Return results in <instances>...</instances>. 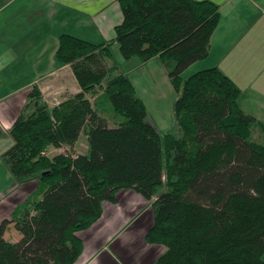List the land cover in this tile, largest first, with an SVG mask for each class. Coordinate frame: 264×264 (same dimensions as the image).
Wrapping results in <instances>:
<instances>
[{
    "label": "trees",
    "instance_id": "obj_1",
    "mask_svg": "<svg viewBox=\"0 0 264 264\" xmlns=\"http://www.w3.org/2000/svg\"><path fill=\"white\" fill-rule=\"evenodd\" d=\"M118 1L114 37L60 35L58 63L72 66L81 91L50 105L34 85L10 128L14 143L2 158L18 182L37 181L40 195L17 220L20 241L4 237L8 221L0 227V264H75L85 248L79 233L130 190L153 211L146 242L166 247L153 264H264V143L254 138L264 122L241 106V87L219 66L183 77L208 57L220 5ZM156 57L179 94L164 131L125 67ZM103 97L122 120L110 123L98 108ZM82 135L85 153H50Z\"/></svg>",
    "mask_w": 264,
    "mask_h": 264
},
{
    "label": "crops",
    "instance_id": "obj_2",
    "mask_svg": "<svg viewBox=\"0 0 264 264\" xmlns=\"http://www.w3.org/2000/svg\"><path fill=\"white\" fill-rule=\"evenodd\" d=\"M213 1L221 7V20L211 37L208 57L192 65L198 71L213 66L222 68L241 87V106L263 122L264 0ZM122 20L118 0H0V122L6 132L0 138V227L4 221H8L4 233L8 241L18 242L23 237L16 226L17 220L22 218L37 188V181L34 185L35 181L18 182L2 158V154L14 143L9 134L11 126L27 109L29 93L34 85H38L50 105H56L81 91L72 66L60 65L56 57L62 33H72L75 28L96 29L101 34L105 32L104 38L107 40L115 36V28ZM114 48L118 49L117 44ZM125 67L145 99L150 116L148 101L155 98V91L159 87L154 86L153 93L147 79L159 73L163 82L168 84L167 69L158 57L146 63H125ZM53 98L58 101H53ZM28 110L31 111V107ZM149 118L155 125L159 124L155 117ZM161 122L170 126V122ZM157 127L166 129L160 125ZM55 151L58 148H51L50 153L54 154ZM128 192L135 193L133 190ZM135 194V200H130L133 205L147 206L146 210H152L149 202ZM120 201H106L101 219L92 228L79 233L88 234L95 229L93 236L85 235V238L80 235L85 248L75 264H121L119 245L113 253L109 252L105 262L99 260L98 254L102 249L107 250L111 240L129 231L133 222L139 220L145 211L132 214L126 225L124 217L115 207ZM153 217L152 214V224ZM149 245L151 253L157 254L155 258L153 255L147 257L149 264H153L166 247Z\"/></svg>",
    "mask_w": 264,
    "mask_h": 264
},
{
    "label": "rangeland",
    "instance_id": "obj_3",
    "mask_svg": "<svg viewBox=\"0 0 264 264\" xmlns=\"http://www.w3.org/2000/svg\"><path fill=\"white\" fill-rule=\"evenodd\" d=\"M76 30L72 31V33H76L77 36L89 39L95 42H101L105 40V32H102V34L97 31L96 29L91 30V29H83V28H75ZM104 35V36H103ZM115 50L118 52L119 49ZM57 57V56H56ZM195 65H192L190 68H188L184 73L183 77L186 79L190 77L192 74L197 72L198 70L193 67ZM166 68V67H165ZM205 69V68H204ZM202 70V69H201ZM148 72V71H147ZM167 78L169 80L170 85L165 84L163 82L162 76L157 73V76H152L150 80L147 79L149 82V85L153 90L147 87V89L151 90L153 93L155 89L153 88L154 86L159 87L157 89L155 98L149 99V107H150V116L155 117V119L158 121L161 127L166 128L164 130H168L169 127H171V124L175 120V115H174V103L179 96L178 92L176 91L175 87L172 85V82L170 83V78L167 73ZM170 86V87H169ZM140 89H142V86H140ZM164 96V99H163ZM93 101L95 97H92ZM52 101V99H50ZM49 101V102H50ZM53 101H58L57 99L53 98ZM98 108L100 110H103V113L107 115V117L112 120L110 123L113 124L114 122H117L118 120H122L124 118L122 115L116 113L114 111V107L112 103L110 102L108 97H103L98 101ZM115 113L120 116L119 118H115ZM255 116V115H254ZM256 117V116H255ZM170 122V126H167L165 123L162 124L163 122ZM261 121V120H260ZM264 122V121H263ZM168 127V128H167ZM163 130V131H164ZM254 138L261 142L264 143V133H262L261 129L259 127H255L254 131ZM64 147V146H63ZM88 149V140L85 135H82L76 145L74 146H65L64 148H58V151L55 152H62V151H67L70 153L80 154V153H85ZM52 155V154H51ZM36 184L33 183V185ZM37 188L34 191L32 199L34 200L35 198H38L40 195V192H36ZM36 192V193H35ZM136 193V192H135ZM135 193H131L128 191H123L122 193L120 192V203L115 205L116 208H118L119 212L124 217L123 222L128 225L129 218L132 214L140 211H145L141 215V218L137 220L136 222H133L132 224L133 227L129 229V231H124L121 236L113 239L109 243V247L106 249H102L98 257L100 258V261L105 262L108 257H109V252L113 253L112 251H115V249L118 247H121L119 250L120 254V260L122 261L121 264H149V260H147L148 255H153V258L157 256L156 253L152 254L151 246L149 243L146 242L145 240V234L148 230V228L152 224V210H146L147 206L143 207L142 205L136 204L133 205L130 200H135L134 196L136 195ZM138 196V195H137ZM143 200V199H142ZM107 204V203H106ZM113 206V205H112ZM126 228V226L122 227ZM95 229L92 231L88 232V234L81 233L80 235L85 237L94 235ZM86 235V236H85ZM130 236V238H129ZM132 238V239H131ZM89 239V238H87ZM162 252V249H161ZM160 254V253H159ZM158 254V255H159ZM162 254V253H161ZM160 254V255H161ZM117 255V254H116Z\"/></svg>",
    "mask_w": 264,
    "mask_h": 264
}]
</instances>
